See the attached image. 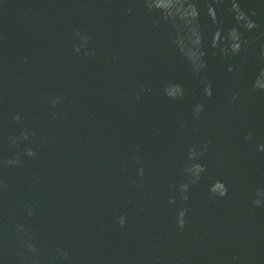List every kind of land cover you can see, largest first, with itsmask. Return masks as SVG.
Listing matches in <instances>:
<instances>
[{"label":"water","instance_id":"95a60500","mask_svg":"<svg viewBox=\"0 0 264 264\" xmlns=\"http://www.w3.org/2000/svg\"><path fill=\"white\" fill-rule=\"evenodd\" d=\"M0 264H264V0H0Z\"/></svg>","mask_w":264,"mask_h":264}]
</instances>
